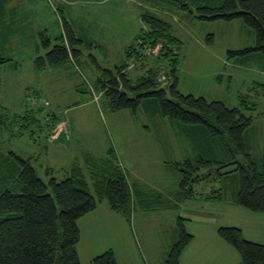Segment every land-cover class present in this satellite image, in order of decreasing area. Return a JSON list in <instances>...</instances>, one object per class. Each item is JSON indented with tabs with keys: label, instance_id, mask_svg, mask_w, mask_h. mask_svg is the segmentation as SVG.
<instances>
[{
	"label": "rangeland",
	"instance_id": "374dc122",
	"mask_svg": "<svg viewBox=\"0 0 264 264\" xmlns=\"http://www.w3.org/2000/svg\"><path fill=\"white\" fill-rule=\"evenodd\" d=\"M4 5L5 13L18 17L11 28L2 26L11 16L0 20V57L9 60L0 65V158L10 152L30 158L45 184L51 178L63 180L77 162L92 187L95 171L87 167L86 157L100 172L112 150L133 189L129 220L112 211L80 236V264H91L92 256L108 249L118 264H164L178 239V218L194 237L181 264L239 263L235 249L218 236L220 227L238 228L245 240L264 245V213L235 204L237 173L218 176L213 169L205 180L187 181L193 194H180L182 173L172 164L192 158L191 145L153 107L111 111L96 84L104 70L115 72L121 65L132 81L150 68L158 71L160 87L167 90L173 83L159 55L161 46L141 50L136 40L146 29L142 16L150 13L168 22L180 41L174 53L182 95L220 101L228 108L240 107L243 99L256 105V114L264 109V96L253 89L264 84V54L249 61L227 59L228 51L255 45L251 30L239 20H201L162 0H6ZM61 17L85 40L81 56L75 63L37 71L34 60L47 51L44 39H50L51 47L58 43ZM249 130L254 154L260 155L264 116L255 118ZM203 169L206 174L208 168ZM218 190L220 200L205 199Z\"/></svg>",
	"mask_w": 264,
	"mask_h": 264
},
{
	"label": "trees",
	"instance_id": "16d2710c",
	"mask_svg": "<svg viewBox=\"0 0 264 264\" xmlns=\"http://www.w3.org/2000/svg\"><path fill=\"white\" fill-rule=\"evenodd\" d=\"M5 1L0 0V20L4 18ZM162 1L175 4L190 14L195 13L201 20H239L251 30L255 35V45L228 51V60L243 58L249 61L255 54H264V0ZM60 22L62 32L56 39L57 44L51 47L50 39L39 35L46 38L47 51L44 56L35 58L37 71L75 63L81 56L79 48L85 40L77 37L64 17ZM142 22L146 29L136 38L140 41L139 48L161 46L159 55L167 61L165 67L173 83H169L167 90L160 87L156 69H147L135 81L128 78L125 65L116 67L115 72L104 70L102 79H98L96 84L107 106L111 111L129 109L133 113L141 104H145L146 110L153 107L168 119L182 141L191 145L192 158L189 156L172 164L182 173L180 194L188 191L193 194L186 189L187 181L205 180L213 169L218 176L229 177L237 173L235 204L264 213V156L260 160L253 157L246 143V135L254 119L263 117L264 109L253 114L256 105L247 104L243 99L240 107L228 108L220 101L208 102L203 97L182 95L178 91L176 77L179 59L174 53L180 41L173 36L171 25L161 17L145 13ZM129 54L130 50L128 57ZM8 61L0 57V65ZM253 89L264 96V84L256 83ZM103 161L102 170L96 172L94 166L97 163L86 157L87 167L95 171L90 187L84 169L77 162L63 180L51 178L45 184L36 175L30 158H22L13 152L0 158V264H80L78 220L93 212L103 200L107 201L111 211L129 220L133 209V189L126 171L117 165L112 150ZM203 168H208L206 174L201 173ZM205 199L220 200L221 190L214 191ZM176 229L178 239L164 264H180L182 253L194 239L185 230L182 218H178ZM217 234L238 253L239 264H264V245L245 240L240 229L220 227ZM90 263L117 264L111 249L93 257Z\"/></svg>",
	"mask_w": 264,
	"mask_h": 264
},
{
	"label": "crops",
	"instance_id": "0c3cea01",
	"mask_svg": "<svg viewBox=\"0 0 264 264\" xmlns=\"http://www.w3.org/2000/svg\"><path fill=\"white\" fill-rule=\"evenodd\" d=\"M4 14L7 15V16H11V21H10L9 24H6L5 21H3L2 22V26L4 28H11L14 25V23L17 22L18 14H17V12H12V11H9V13H4ZM5 37L6 36L3 35V38L4 39H5ZM5 40L7 41L8 38H6ZM251 142H253V136L251 134H249V132H248L247 135H246V143H247V147H248L249 153L253 157H255L256 159H258L260 157L262 159V157L264 156V152H260V155H255L254 154L255 151H253L254 150V146H253V144ZM101 203L102 202H99L98 203L97 208L93 212L89 213L88 215H86V216H84V217H82L81 219L78 220V227H79V230H80V236H81V238H82L83 232L84 233L87 232L86 231L87 228H89V230H91L100 221L102 222L105 217H110V216L114 215L113 212L111 211V209L109 208L108 204H107V206H101ZM101 207H102V209L100 210ZM193 242L194 241H192L186 247V249L184 250V252L182 253V256L180 258V264H181V260H182V257L184 255L185 251H187V249H189L190 245ZM92 258H93V256L90 258V261H91ZM116 263L118 264V262H116ZM239 263H237V264H239Z\"/></svg>",
	"mask_w": 264,
	"mask_h": 264
}]
</instances>
